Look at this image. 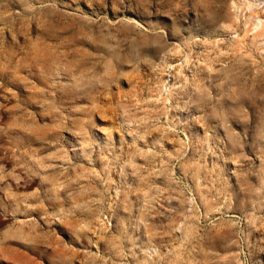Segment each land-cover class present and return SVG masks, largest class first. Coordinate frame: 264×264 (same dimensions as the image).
I'll use <instances>...</instances> for the list:
<instances>
[{"label": "rangeland", "instance_id": "obj_1", "mask_svg": "<svg viewBox=\"0 0 264 264\" xmlns=\"http://www.w3.org/2000/svg\"><path fill=\"white\" fill-rule=\"evenodd\" d=\"M0 264H264V0H0Z\"/></svg>", "mask_w": 264, "mask_h": 264}, {"label": "bare ground", "instance_id": "obj_2", "mask_svg": "<svg viewBox=\"0 0 264 264\" xmlns=\"http://www.w3.org/2000/svg\"><path fill=\"white\" fill-rule=\"evenodd\" d=\"M260 26V25H259ZM257 28H259L258 26H257Z\"/></svg>", "mask_w": 264, "mask_h": 264}]
</instances>
